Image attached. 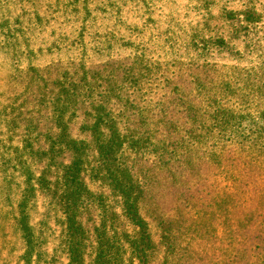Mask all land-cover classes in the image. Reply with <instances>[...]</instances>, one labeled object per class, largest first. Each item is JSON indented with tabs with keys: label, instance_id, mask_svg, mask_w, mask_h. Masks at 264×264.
I'll use <instances>...</instances> for the list:
<instances>
[{
	"label": "trees",
	"instance_id": "trees-1",
	"mask_svg": "<svg viewBox=\"0 0 264 264\" xmlns=\"http://www.w3.org/2000/svg\"><path fill=\"white\" fill-rule=\"evenodd\" d=\"M86 1L88 15L80 33L84 57L79 59L84 71L80 81L83 92L77 96L76 85L64 79L50 102L53 107L68 105L74 90L86 109L82 131L86 139L80 144L67 141L66 133L56 127L59 131L49 133L47 152L36 153L34 145L27 146L29 141L33 143L32 131L23 130L18 113L15 111L8 127L9 110L0 113V134L9 136L8 140L0 137V146H10L14 164L9 162V168L15 176L25 178L23 202L18 205L22 210L16 222L25 230L28 264L37 249L26 222L40 192H50L44 185L51 183L46 174L49 170L53 175L50 168L54 166L48 164L37 173L33 168L36 160H50L48 154L57 152L59 157L72 160L59 167L63 170L60 175H54L59 182L52 193L63 211L64 250L70 264H83L86 242L99 232L101 246H92L99 261L112 258L114 253L118 258V253H129L138 264H154L164 251L173 257V264H181L183 256L186 264H264V83L256 85L264 65L256 71V78H251L248 68L242 67L240 47L231 43L248 28L225 11L223 19L237 25L229 28L230 36L226 31H213L206 17L194 27L185 22L187 26L178 31L181 21L172 15L167 18L161 46L171 59L156 61L148 56L152 50L144 38L150 28L148 21L142 15L143 22L134 25L122 15L128 0H103L100 5L110 18L109 9L118 14L120 29L114 46L109 32L101 39L93 38L96 17L90 5L97 0ZM109 2L117 7L111 8ZM145 2L140 1L146 7ZM242 15L256 22L261 17L253 5ZM27 28L22 16L0 21V50L10 49L7 55L15 64L27 51L40 55L30 49L27 33L33 29ZM93 54L105 57L94 65L90 63ZM181 55L189 61L179 62ZM14 138L27 145L16 152L11 146ZM34 140L40 141L39 137ZM141 159L149 164H145L148 169L143 170ZM161 170L167 171L165 175ZM172 176L176 178L173 183L181 187L172 197L180 193L181 202L156 205L153 187L159 183L168 187ZM85 178L108 187L128 225L117 229L106 217L103 228L93 232L83 225L80 208L99 202ZM153 229L158 230V237ZM209 240L213 246L207 244ZM179 241L187 242L186 246H180Z\"/></svg>",
	"mask_w": 264,
	"mask_h": 264
},
{
	"label": "rangeland",
	"instance_id": "rangeland-1",
	"mask_svg": "<svg viewBox=\"0 0 264 264\" xmlns=\"http://www.w3.org/2000/svg\"><path fill=\"white\" fill-rule=\"evenodd\" d=\"M140 1L128 0V8L125 9V13H122V15L134 25L143 22L142 15L144 21H148L150 28L144 38H146V44H150L148 47H151L152 52L148 56L154 57L152 59L156 61H163L161 57H164L165 60L171 59L167 58L168 50L161 47L162 37L166 32L167 18L172 15H175L176 19L179 18L181 22L177 30L183 31L187 26L184 24L185 22H191L190 26L194 27L196 23L206 17V20L212 23L213 31H226L227 34L229 28L233 29L234 26H237L235 21L228 22L223 19L225 11H229L233 14L231 16L232 20H240L243 22L242 27L248 28L247 31H241L238 35H235L231 42L232 47H236V45L240 47V52L244 56L242 67L248 68V75H251V78H256V71L263 68L264 0H146V7ZM213 1L216 4H210ZM102 2L103 0H97L90 5L96 17L92 22L96 27L92 30L94 33L93 38L101 39L106 32H109L110 44L114 46V38L118 37L120 29L117 19L118 14H114L113 10L109 9L112 11L110 18L103 7L100 6ZM112 2H109V6L116 8L117 6H113ZM250 5L255 6L261 16L258 17V22L253 17L242 15ZM115 11L117 10L115 9ZM17 15L22 16V21L28 25L29 29H33L32 32L27 33V38L31 39L30 49H33L35 53L38 51L40 55L34 56L31 51H27V55L22 58L18 57L19 64H15L16 61H12L10 54L7 55V53H11L10 49L7 52L0 50V113H4L5 109L9 110L11 116L7 120L6 126L8 127L14 120L16 111L20 117L19 124L23 130L26 128L31 130L33 136V143L29 141L30 144H23V139L14 138L15 144L12 143L11 146L18 152L26 145L28 148L34 145L36 153H46L50 147L49 133L59 131L56 127L66 133L65 140L70 139L72 142L80 144L83 139H86L82 132L85 125L86 109L80 97L77 99L72 89L70 93L72 97L68 105L58 103L53 107L50 102L60 90L58 83L64 79L72 80V83L76 85L77 96L83 92L80 81L84 79V71L80 68L83 63L79 59L84 57V54L80 44V33L85 27L84 18L88 15L87 1L0 0V21L4 17L11 16L13 18ZM213 16H215V20H213ZM174 27L176 28L175 25ZM191 29L188 28V31L192 33ZM228 35L230 36L231 33H228ZM104 57V55L93 54L90 63L98 65ZM73 61H78V63L74 64ZM178 61L186 63L189 60L186 56L181 55ZM36 70L38 71L35 72ZM261 76L258 80L260 83L256 84L260 87L264 83V74ZM262 92H264V89H262ZM0 119L3 118L0 116ZM0 132H3L1 125ZM0 137H4L6 140L9 139V136L4 134H0ZM36 137H39L40 141L35 142L37 141L34 140ZM9 150L10 146H0V264H28L29 249L23 238L25 230H21V226L16 222L21 209V206L18 208V205L23 202L25 178L20 175L15 176L13 169L9 168V162L14 164V161L10 160L14 157L9 154ZM60 154V152H57L54 156L48 154L50 160L45 157L36 160L33 168L36 169L37 173L38 169H41L38 171H42L48 164L54 166L50 168L53 175L50 174L49 170L46 174V178L51 183L44 185L50 187V192L41 191L35 207L28 204L31 206V210L29 219L26 222L27 231L32 232L34 245L37 249L31 264H70L69 257L64 250L66 228L64 227L63 211L59 201L52 197L55 186L59 182L54 175H60L63 170L60 171L59 167H62V165L66 167L72 161L68 156L59 157ZM144 160H139V163H141L143 170H146L148 168L145 164H149L145 163ZM40 161L42 162L39 163ZM166 172L162 174L165 175ZM211 173L210 169V175ZM150 179L151 176L148 180ZM175 179L172 176L171 182H175ZM84 180L99 202L94 203L91 207L80 208V219L83 225L93 232L95 228H103L104 217L110 225H116L117 229L128 225L117 198L111 196L108 187L102 185L99 180H93V182L90 178ZM172 183L168 187L165 184L162 185V183L153 187L152 198L156 205L158 203L172 205L175 201L181 202L179 192L176 197H172V193H176L175 189L178 191V188L181 187L174 183L172 185ZM180 191L183 193L184 189ZM194 193L198 194L199 192L195 191ZM118 226L120 227L118 228ZM152 226L156 228V223H153ZM107 230L112 236L110 229ZM153 231L158 237V230L153 229ZM100 233L97 237L95 235L89 237V241L86 242L87 250L84 253L83 264H138L136 259L129 253H118L119 258L114 253L112 258L107 257L99 261L97 253H93L92 246L100 248L101 245H98ZM186 243L179 241L182 247L186 246ZM207 244H212L211 240ZM211 251H213V248H211ZM182 255H184V251ZM167 262L170 264L175 263L171 255L162 251L158 254L154 264H167ZM181 264H186L184 256Z\"/></svg>",
	"mask_w": 264,
	"mask_h": 264
}]
</instances>
